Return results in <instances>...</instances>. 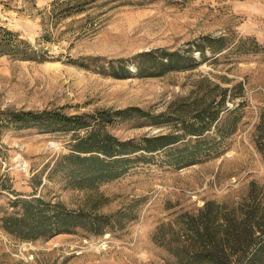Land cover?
Listing matches in <instances>:
<instances>
[{
  "label": "rangeland",
  "instance_id": "374dc122",
  "mask_svg": "<svg viewBox=\"0 0 264 264\" xmlns=\"http://www.w3.org/2000/svg\"><path fill=\"white\" fill-rule=\"evenodd\" d=\"M53 1L0 0V26L45 58L0 55V112L81 115L89 128L139 141L176 132L173 121L152 123V116L200 95L205 85L200 80L207 78L228 88L232 98L226 105L237 108L231 115L237 122L195 164L177 167L158 151L150 162L95 188L69 184L53 170L55 159L85 129L18 130L0 123V217L17 209L15 199L32 193L69 208L102 194L100 212L130 207L133 217L101 235L77 229L34 241L15 239L0 228V264H166L154 239L159 227L176 229L181 215L195 213L207 200L238 201L252 182L264 200V131L257 128L264 125V0H96L67 16L51 13ZM204 36H224L228 48L219 53L205 48L201 56L193 50ZM162 49L193 54L197 63L140 75L138 55ZM127 108V118L114 113ZM99 111H108L112 120H99ZM170 115L162 120L173 119Z\"/></svg>",
  "mask_w": 264,
  "mask_h": 264
},
{
  "label": "trees",
  "instance_id": "16d2710c",
  "mask_svg": "<svg viewBox=\"0 0 264 264\" xmlns=\"http://www.w3.org/2000/svg\"><path fill=\"white\" fill-rule=\"evenodd\" d=\"M95 1L54 0L51 13L59 16L80 13ZM205 48L211 53H219L228 46L224 36H204L193 51L204 56ZM0 55L22 60H45L28 41L1 26ZM138 58L140 62L136 67L143 76L160 75L173 68L187 69L197 63L193 54L183 55L164 49L158 51L157 55L154 51L141 53ZM152 68L161 71L154 73L150 71ZM200 83L205 84L200 95L195 93L185 97L171 104L170 112L152 116V123L173 121L176 132L143 136L139 141L119 140L106 131L89 128L91 123L84 116H68L54 110H4L0 112V123L5 125L6 122L18 130L50 132L85 129V134L73 136L70 150L55 159L53 170L60 172L69 184L95 188L123 176L137 163L150 162L153 153L158 151L168 155V162L177 167L195 164L201 160L202 152L213 148L217 137H227L237 122L236 118L231 117L237 108L229 109L226 105L232 98L229 90L217 84L211 85L207 78H202ZM129 110L127 108L114 113L127 118L131 115ZM98 114L101 121L112 120L108 111H99ZM170 114L173 119L167 117L162 120L164 115ZM258 127L264 131V125L262 127L259 124ZM257 189V185L252 182L246 195L238 201L207 200L195 213L181 215L176 229L171 225L164 229L159 227L154 239L166 253L165 263L264 264V200L263 194H259ZM105 200L99 194L85 206L69 208L60 201L45 200L32 193L12 202L17 209L0 217V228L15 239L34 241L72 233L77 229L101 235L125 226L132 208L125 207L111 213L100 212L99 207Z\"/></svg>",
  "mask_w": 264,
  "mask_h": 264
},
{
  "label": "built area",
  "instance_id": "2783aa9c",
  "mask_svg": "<svg viewBox=\"0 0 264 264\" xmlns=\"http://www.w3.org/2000/svg\"><path fill=\"white\" fill-rule=\"evenodd\" d=\"M25 167H26V164H25V163H22V164H21V168L24 169Z\"/></svg>",
  "mask_w": 264,
  "mask_h": 264
}]
</instances>
